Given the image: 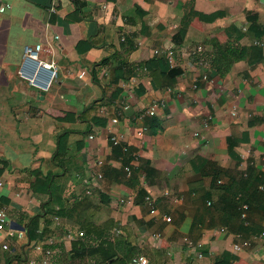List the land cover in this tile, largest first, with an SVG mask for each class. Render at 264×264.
<instances>
[{"label": "crops", "instance_id": "obj_1", "mask_svg": "<svg viewBox=\"0 0 264 264\" xmlns=\"http://www.w3.org/2000/svg\"><path fill=\"white\" fill-rule=\"evenodd\" d=\"M5 1L12 6L0 13V209H6L8 224L0 228V264L39 261L34 242L51 235L57 238L58 256L62 249L69 264H80L82 251L66 241L68 226L80 229L78 212L56 214L59 205L51 193L33 189L37 172L62 184L67 203L82 196L98 203L94 220L100 226L111 220L125 225L126 242L117 244L123 255L135 244L150 264H210L212 254L232 250L241 235L249 244L238 252L237 264H256L259 253L264 255V235L240 230L242 204L249 202L233 208L230 200L236 193L256 200L260 207H250L247 220L264 227V60L255 66L239 60L224 76L206 60L201 69L185 71L181 63H187L188 51L199 44L207 53L213 48L210 41H192L183 50L175 40L190 0ZM103 2L109 3L108 12L99 7ZM194 6L226 14L212 22L196 17L190 38L227 42L224 27L235 23L247 32L241 43L257 41L247 29V10L258 12L264 23V0H194ZM144 24L150 27L146 33ZM128 40L133 48L125 56L122 43ZM35 42H42V54L61 66L45 93L18 74L24 46ZM167 42H174L180 62L155 52ZM162 55L170 67H181L174 86L153 85L151 71ZM124 58L130 69L117 83L121 92L112 96V72ZM124 91L129 106L112 124L115 100ZM153 105L156 113L141 118ZM94 116L107 122L96 123ZM110 127L123 134L131 153L111 141ZM65 131L68 148L59 154ZM148 194L156 200L155 213L146 203ZM48 221L49 232L37 237ZM58 256L53 264H67Z\"/></svg>", "mask_w": 264, "mask_h": 264}, {"label": "trees", "instance_id": "obj_2", "mask_svg": "<svg viewBox=\"0 0 264 264\" xmlns=\"http://www.w3.org/2000/svg\"><path fill=\"white\" fill-rule=\"evenodd\" d=\"M184 8L185 10L181 17L180 27L175 36L177 44L184 50L189 48L192 41H210L213 47L212 50L208 51V53L205 50L198 57V59L203 57L204 60L208 61L209 64L216 70V73L220 76H224L230 70L232 65L239 60L244 59L251 66H255L257 63L264 60V44L262 42L263 38H261L264 36V23L259 20L258 12L247 10V20L249 21L247 29L248 32L254 33L258 37L256 42L251 44L241 43L242 37H244L247 32L237 24L233 23L224 27V30L228 35V41L223 43L218 38H190L189 32L192 27V21L196 17L204 21L212 22L219 17H223L226 14L225 10L219 9L212 12L200 11L195 8L194 0L187 2ZM149 29L150 27L147 24H144L142 27V31H145L144 33H146V30ZM82 43L84 42H81L80 44ZM122 45L125 46L123 51L125 56H127V54L133 48V45L131 44L130 40L123 42ZM158 63V66L153 68L151 71L153 85L155 87L174 86L176 78L181 72V67L178 65L170 67L167 57L163 55L159 58ZM127 67L128 61L126 58H124L121 62V65L113 69L112 82L115 84V90L112 93V96H117V94L121 92V88L117 86V83L121 77L126 76L124 69H127ZM98 117L99 116H94L93 121L96 123H101L102 125L107 122L106 117ZM68 139L69 131H65L59 136V148L57 153L63 154L67 151ZM233 145L234 143L230 141L231 154L236 155L233 150ZM124 146H126V148H124ZM122 148L126 153L132 152V149L129 148V145L125 143ZM134 156L136 158V155ZM36 178V182L33 183L34 191H46L51 193L52 201L59 205V209L56 210V214H64L63 216H67L71 215L73 211L78 212L77 215L80 219H76V221L80 229L84 231V235L73 241V248L75 252L78 250L82 251L81 258L89 259L90 262L95 261L96 264H128L134 256L140 254V249L135 244L130 245L131 247L129 252L125 255L118 251L117 244L126 242L122 228H125L126 230L127 227L121 224L119 221L112 220L107 221L104 226H100L98 223H96L94 217L100 209V205L98 203L93 202L88 196H82L80 198L77 197L72 200L71 203H67L62 198V184L59 183V181H54V179H51L50 174H42L40 172H37ZM258 179L259 178L256 177V180ZM230 192L232 193V189H230ZM242 201L249 202V208L260 207L256 200H252L249 195L237 197V193L233 194L230 200V205L233 206V208H236L237 205ZM38 222L39 216H36L30 223L29 229L31 238L35 236L34 230L38 228ZM50 223L51 222L48 221L47 225ZM239 228L240 230L249 232L251 235H256L258 233L264 235V227H259L258 224H255L250 220L248 221L242 219ZM48 230H50L49 225L46 227V229L44 228L41 231L38 229L39 235L37 237L44 236L49 232ZM111 230L114 231L112 232ZM186 247L189 249V246ZM59 253L61 255L58 256V253L56 252L54 259L58 256L60 259L64 258L63 261L66 260L67 262V255L65 252H63L61 249ZM238 259V251H234L233 249H225L221 252L212 254L210 256V264H237L236 261ZM20 264H29L28 258L21 259ZM183 264L190 263L189 261H186Z\"/></svg>", "mask_w": 264, "mask_h": 264}, {"label": "built area", "instance_id": "obj_3", "mask_svg": "<svg viewBox=\"0 0 264 264\" xmlns=\"http://www.w3.org/2000/svg\"><path fill=\"white\" fill-rule=\"evenodd\" d=\"M12 4L5 0H0V13L6 12L11 8ZM104 12L109 11V3L103 2L99 6ZM52 10H56L55 6H52ZM118 11H114L113 13H117ZM59 36L56 35V39H58ZM123 39L126 38V36L122 37ZM45 50V46L42 42H35L32 44H26L23 48L22 58L18 66V74L25 80H27L31 85L35 86L39 90L48 91L54 84V82L58 79L61 66L59 62L55 58H47L45 57L42 52ZM162 51L167 55L170 62L173 64L180 62L178 61L179 52L176 49V46L174 42H167L163 48H157L155 50L156 53H159ZM204 52V46L202 44L197 45L190 51H188V58L187 63H181L184 70H188V68H200L201 64L203 63L204 58L198 57ZM148 68L147 66L145 67ZM201 69V68H200ZM201 76L204 79H209V74L205 71L200 73ZM83 75L80 73L79 77H82ZM131 80L136 81V77L133 76ZM198 84L197 82L194 83V86L196 87ZM115 112L113 117L111 118V123L116 124L118 123L121 118L124 116L125 111L127 110L129 104H128V95L127 92H122L117 99L115 100ZM236 112V111H234ZM156 113V105H153L149 107L148 109L141 112L140 117L145 118L149 115H153ZM235 114V113H234ZM145 129V128H143ZM142 131H140L141 133ZM110 138L111 141L114 144H123V134H120L119 132H116L112 130V128H109ZM198 134V133H196ZM90 137H93V134L90 135ZM124 145V144H123ZM126 148V146H124ZM127 174L132 175L133 168L131 165H127L125 167ZM0 184H2V181H0ZM167 191L166 193H168ZM124 195H122V199H124ZM146 203L148 205V208L150 212L155 213L157 211V204L156 200L151 197V195L146 196ZM210 203V202H209ZM248 210H249V204L243 203L242 204V212L241 217L242 219L247 220L248 218ZM164 219L168 222L172 221V216L168 213H165L163 215ZM8 224V217H7V211L5 208L0 209V228H4L5 225ZM84 235V231L81 229H77L74 227H67L66 230V241L72 243L75 239L78 237H81ZM160 235L161 234H157ZM263 235V234H262ZM240 235L239 240L233 244V250L234 251H242L245 247V245L249 244V240ZM57 238L55 236H48L46 239H38L34 242V248L37 250L41 257L38 261V259L30 258L29 264H53V259L58 251L56 248ZM5 248L8 247L7 244L3 245ZM199 256H203V253L200 252ZM90 264H96L95 261H91ZM128 264H150V259L145 254H138L134 256Z\"/></svg>", "mask_w": 264, "mask_h": 264}, {"label": "rangeland", "instance_id": "obj_4", "mask_svg": "<svg viewBox=\"0 0 264 264\" xmlns=\"http://www.w3.org/2000/svg\"><path fill=\"white\" fill-rule=\"evenodd\" d=\"M57 47H58V46H57ZM83 127L86 128V125L83 126ZM263 245H264V244H263ZM261 253H262V251H261ZM67 259H68V258H67ZM65 261H66V260H65ZM68 261H69V263H70V260L68 259V260H67V264H69ZM89 262H90L89 259H83V258H81V259L79 260V263H80V264H90ZM72 264H73V263H72ZM256 264H264V255H263V253H262V254L259 253V260L257 261Z\"/></svg>", "mask_w": 264, "mask_h": 264}, {"label": "water", "instance_id": "obj_5", "mask_svg": "<svg viewBox=\"0 0 264 264\" xmlns=\"http://www.w3.org/2000/svg\"><path fill=\"white\" fill-rule=\"evenodd\" d=\"M41 93H45V91L41 90Z\"/></svg>", "mask_w": 264, "mask_h": 264}, {"label": "clouds", "instance_id": "obj_6", "mask_svg": "<svg viewBox=\"0 0 264 264\" xmlns=\"http://www.w3.org/2000/svg\"><path fill=\"white\" fill-rule=\"evenodd\" d=\"M91 263V262H90Z\"/></svg>", "mask_w": 264, "mask_h": 264}]
</instances>
